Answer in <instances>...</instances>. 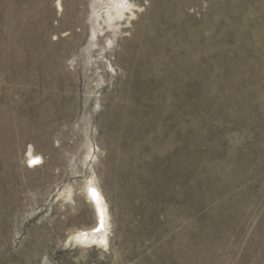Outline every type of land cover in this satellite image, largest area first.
I'll return each mask as SVG.
<instances>
[{"label":"rangeland","instance_id":"rangeland-1","mask_svg":"<svg viewBox=\"0 0 264 264\" xmlns=\"http://www.w3.org/2000/svg\"><path fill=\"white\" fill-rule=\"evenodd\" d=\"M0 264H264V0H0Z\"/></svg>","mask_w":264,"mask_h":264},{"label":"bare ground","instance_id":"bare-ground-1","mask_svg":"<svg viewBox=\"0 0 264 264\" xmlns=\"http://www.w3.org/2000/svg\"><path fill=\"white\" fill-rule=\"evenodd\" d=\"M58 11H62V9H61V6L60 5H58ZM31 159L32 160H36V159H39V157L38 156H35L34 154H32L31 155ZM39 165V164H38ZM38 165H35V167L36 166H38ZM39 167V166H38ZM96 194H97V192H96ZM97 202V205H96V209H97V212L100 214V216H103V214H104V211H103V208H102V206L100 207V200H98V201H96ZM96 228V225L94 226V228L92 229V230H94ZM91 231V230H90ZM94 233V232H93ZM98 234H100V231H99V233ZM82 239V237H80V236H77V239ZM97 240V239H96Z\"/></svg>","mask_w":264,"mask_h":264}]
</instances>
